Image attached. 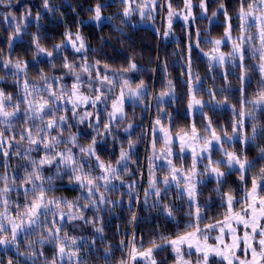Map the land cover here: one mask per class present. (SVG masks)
<instances>
[{
  "label": "snow or ice",
  "instance_id": "obj_1",
  "mask_svg": "<svg viewBox=\"0 0 264 264\" xmlns=\"http://www.w3.org/2000/svg\"><path fill=\"white\" fill-rule=\"evenodd\" d=\"M183 10L178 11L173 7L172 0H120L123 5L122 21L126 23L133 15H139L142 20H152L153 12L158 9L167 10V30L162 35L167 38L171 32L173 19L181 18L185 24L194 20L192 9L194 7L192 0H182ZM12 5V0H0V6L8 8ZM43 7L47 11H53L51 0H43ZM104 4L97 3L94 8L89 9L92 13L91 19L97 23L105 19L102 16ZM199 8L202 16L207 17L209 11L208 0H200ZM218 14L225 18L226 27L219 38H214L210 34L204 43L209 45L208 51L200 47V34L195 47L200 49L205 57L212 64L221 68L225 64L231 66L239 72L237 79L240 83L239 110L236 105H231L233 112V121L231 124V133L227 129L221 128L218 134L212 121L204 112L206 105L216 107L229 104V98L224 96L222 100H216V92L209 89L210 99L204 101L198 99L196 92L201 82L198 74H193L191 45L188 47L187 56V87L188 103L187 109L190 113L199 110L201 117L206 120L201 135L193 122L186 129H180L173 134L171 126L166 127L162 122L161 115L157 116L151 129V149L152 155L147 159L148 168V188L144 191V203H148V198L154 201L151 207H159L164 215L175 220V207L164 203L172 194L173 185H175V196L179 199H186L189 211L186 215L189 217L185 230L177 233L175 238L161 235L160 243L155 239L149 241L148 246L143 244V237L139 238V245L135 233L130 241L121 240L120 251L122 256L117 264H158L154 253L168 246L175 253V264H209L210 258H219L220 264H264V166H260L258 171L251 176V188L246 186L248 174L253 168H257V163L250 160L243 152L237 153L235 150H229L225 145L231 147L235 141L242 145L255 144L258 147L261 160H264V124H261L257 112L264 110V0H239L237 18L239 23V35L233 37V28L231 17L223 2L219 0L216 10L211 12L208 17L211 21ZM3 15V14H0ZM31 17V11H27L19 20L14 15H3V19L10 25L14 22L13 33L8 36L7 45L11 50L14 42L22 38V33L26 32L27 21ZM35 21L41 19V14L37 13ZM110 19V18H109ZM159 32V30H157ZM65 39L56 44L53 50L49 51L40 43L39 35L31 36V43L36 49V55L44 54L47 57H53L54 52L63 53L66 46L70 45L74 53L81 54V63L69 62L68 57H63L62 67L67 70V74L74 77L71 88L62 87L56 89L54 85L61 84L63 77H49L43 71L40 73L42 83H30L28 79L22 82V92L13 100V95L0 89V124L7 125V132H12L13 122H22L19 133L7 135L6 131H0V154L7 159L10 157V150L14 145L27 141L29 147L23 152L17 150L15 155L28 160L29 167L25 168L23 176H14L11 180V186L8 183L9 177L5 173L0 180L4 181V187L0 188V203L4 205L5 211L0 212V247H20V236L24 234L26 238L39 235L38 240L27 239V247L31 250L27 256L36 264V257L44 256L43 245L53 243L56 246V253L51 260L45 258L44 264H63L65 260L68 264H81L80 252L81 246L78 244V237L69 236L64 230L65 220L71 222L82 220L85 223H91L95 231L99 234L104 232L103 227H97L100 218L94 215L91 220L84 215V209L91 207L95 213H99L101 205H111L113 207L122 203L121 200H111L101 191H117V185L113 181L121 180V172L128 173V162L132 160L131 150L135 148V141L128 139L127 150L121 147L119 159L115 161V166L111 161L105 162L97 152V137H107L113 135V129L118 124L127 119L125 112V103L131 100L133 105L137 103L145 104V97L149 95L147 85L143 79L138 83L131 80L125 73L138 71V65L129 60L126 68L118 72L112 71L109 65L100 68V60L94 63H88L87 52L89 49L85 45L83 37L79 31L73 34L66 31ZM229 46L230 51L225 53L221 51V46ZM250 53V59L256 61L255 64L246 62V57ZM55 67V64L52 65ZM0 68L12 70L11 75L17 77V83H20L19 74L27 75L28 64L26 61L11 57H0ZM254 72L259 73L258 90L251 98L246 95V84L251 80ZM235 73H224V80L227 85L228 75ZM4 77H0L3 80ZM98 85V86H97ZM87 87L89 93L81 91ZM119 88L118 94L114 90ZM228 88H221L220 92L227 91ZM166 97L175 99V88L172 81H167V86L154 97L157 105H163ZM70 105V107H69ZM99 105H104V115L107 121L101 119L102 113L98 110ZM150 105L145 104V108ZM93 111H88V108ZM11 108V110H9ZM81 108L85 110L80 111ZM71 113V118H78V123L83 124L86 120L88 127L96 135L90 137V143L82 146L78 143L76 134L70 135L67 139L63 133L67 131ZM158 112L163 114L169 121L170 113L165 112L163 107H159ZM64 113V114H60ZM246 118L251 121L250 133L245 131ZM133 124L129 122L124 128L125 132H130ZM54 133V134H53ZM157 133L160 135L158 136ZM19 135V140L16 136ZM179 144V151L184 153L186 150L191 154V165L188 168L177 167L173 162L175 153L173 145ZM160 150L157 152V145ZM76 149L77 151H74ZM43 152L44 154L37 158L31 157L32 152ZM214 155H219L220 159H214ZM183 158L181 157V161ZM162 161L163 165L158 166L155 162ZM206 161V163H205ZM164 173L162 177L157 176V168ZM30 168V170H29ZM46 168H54V174L45 175ZM232 171L239 174V180L244 183V196L242 199L233 194V191H223L226 183V177ZM98 172V174H94ZM67 177L69 183L76 184L81 190V197L76 201H69L64 198H57L49 194L54 192V180H62ZM212 177L216 183L215 192L220 198L221 207L224 208L222 219H216L211 223H204L208 217L203 214L205 209L199 202L202 196L200 185L204 178ZM135 189V183L128 185L129 211L131 222L135 223L138 217L132 211V192ZM24 197L23 204H16V212L10 215L8 212L9 200L8 193L17 191ZM79 199L85 203L80 204ZM137 202L139 197L136 198ZM245 205L239 211L236 205ZM68 209L64 212L63 209ZM77 209L76 213L72 209ZM204 224L201 228L200 225ZM242 226V228H241ZM239 229V231H238ZM215 231L218 234L212 237L214 243H208L211 233ZM64 233L61 236V233ZM242 232V234H241ZM46 233V234H44ZM230 238V242L226 241ZM39 244L40 248H34L33 245ZM96 241L91 242L89 251H95L102 255L104 264H112V256L115 255L112 247L106 246L102 252L95 247ZM194 249L196 260L192 261L193 252L185 253L184 248ZM240 253L239 255L237 253ZM18 255L25 253L18 252ZM189 257L186 259L185 257ZM243 257V258H241ZM0 264H13L11 258L7 261L0 259Z\"/></svg>",
  "mask_w": 264,
  "mask_h": 264
},
{
  "label": "trees",
  "instance_id": "obj_2",
  "mask_svg": "<svg viewBox=\"0 0 264 264\" xmlns=\"http://www.w3.org/2000/svg\"><path fill=\"white\" fill-rule=\"evenodd\" d=\"M179 0H172V3L177 4ZM228 14L231 17V24L233 33H239V23L237 12L239 8V0H223ZM104 4L102 16L105 18L97 23L92 20V13L89 9L94 8L97 4ZM163 3V0H160ZM209 11L216 10L219 5V0H208ZM53 11H47L43 7V0H12V5L8 8L0 6V14L14 15L19 20L27 11H31V17L28 18V27L26 32L22 33V38L17 39L12 49L10 50L7 45L8 36L13 33L14 22L12 25L6 23L3 15H0V57H11L13 61L21 59L28 64L27 75L24 73L19 74L20 83L18 84L17 77L11 75L12 70H5L0 68V89H4L6 93L13 95V100L22 92V82L28 79L30 83H42L40 81V73L43 71L49 77H63L61 84L54 85L58 90L62 87L71 88L74 82V77L67 74V70L62 67L63 57L67 56L69 62L81 63V54L74 53L71 47L66 46V51L63 53L54 52L53 57H47L44 54L36 55V49L31 43L32 35H39L41 37L40 43L49 51L53 50L56 44L61 43L65 39V32H77L85 41L86 47L89 49L87 52L88 63L92 64L96 60H100V68L103 71L105 64L109 65L112 71L118 72L122 68L128 66L129 60H133L138 65V71L125 73L135 83L143 79L147 85V92L149 95L145 97V104L150 105L145 108V104L137 103L133 105L131 100L125 103V112L127 119L118 124L113 129V135L107 137H97L98 144L97 152L101 159L105 162L111 161L115 166V161L119 159L120 150L123 146L124 149L128 148V139L131 137L136 143L135 148L131 150L132 160L128 162V173L121 172V180L113 181L117 185L118 190L106 192L102 188L101 191L104 195L111 200H121L122 203L116 207L111 205H101L100 212L95 213L89 207L84 209V215L87 219L91 220L94 215L99 216L100 223L97 227H103L102 234L97 233L91 223H85L82 220L64 222L63 228L69 236L78 237V244L81 246L80 260L81 264H104V259L101 254L95 251H89L91 242L96 241L95 247L100 249L101 252L104 247L111 246L115 252L112 256V264H117L122 256L120 251L121 240L130 241L133 233L137 237L139 245V238L143 237V244L148 246L149 241L155 239L160 243L159 237L161 235L175 238L177 233H182L185 230V225L188 223L189 217L186 213L189 211L188 202L186 199H179L175 196V189H172V194L164 203L174 205L175 220L163 214L159 207H151L154 202L152 198H148V203H144V191L147 186V165L148 155L150 152V138L152 122L158 115H162V122L169 123L172 132L176 133L180 129H186L193 122H195L197 129L203 133L206 120L201 117L200 111L193 112L189 115L187 112V103L189 99L187 87V56L188 47L191 45V59L193 74H198L200 77V84L197 87L199 90L196 96L200 98L206 97L210 99L208 90L211 89L216 92V100H222L224 96L229 98V104L216 107L213 105H206L204 112L207 113L208 118L211 119L213 126L217 129L219 134L221 128H225L231 133V124L233 121V112L231 105H236L239 110L240 96V83L237 79L239 72L234 69L231 64H225L223 68L218 65L211 66L207 64L206 60L200 54V49L195 47L197 42V31L200 34V47L204 50L210 48L209 45L204 43V39L210 34L212 37H220L226 27V22L222 14H218V21L209 23L208 16H199V8L194 5L195 19L189 25L182 24L179 20L173 25L174 35L170 38H165L162 33L164 29V21L162 18V10L158 9L156 15L153 16L152 21L154 25L145 24L138 15L131 16L126 23H121L123 17L121 15L123 5L120 0H51ZM165 12V9H164ZM37 13L41 14V19L35 21ZM110 18V19H109ZM159 30V32L157 31ZM225 48V47H224ZM246 62L255 64L256 61L250 59V53L246 57ZM55 64V67L52 65ZM229 74L227 85L224 80V73ZM171 80L175 88V99L166 97L163 105H157L154 97L159 95V92L164 90L167 86V81ZM259 73L254 72L251 80L246 84V95L251 98L258 90ZM228 88L227 91L221 93V88ZM70 107V105H69ZM159 107H163L165 112L170 113L171 120L169 121L163 114L158 112ZM11 110V108H9ZM88 111H93L90 107ZM98 110L102 113L101 119L107 121L104 115V107L98 106ZM80 111H84L81 108ZM62 114V113H60ZM70 117L69 124L72 125L67 131L63 133L65 139L70 135L76 134L78 136V143L82 146H87L90 143V137L96 133L88 127V121L83 124L78 123V118L72 119L71 113H67ZM257 117L261 124H264V110L257 112ZM131 122L133 129L130 132H125L124 128ZM22 122H13L12 132H7V125L0 124V131H6L7 135L19 133L21 127H24ZM251 121L246 118L245 131L250 133ZM54 134V133H53ZM19 140V135L16 136ZM264 144V141L260 142ZM157 146H160L159 144ZM29 147L27 141H23L14 145L10 150L11 155L7 159L5 165V158L0 154V177L7 173L11 186V180L14 176H23L25 168L29 167L28 160L22 159L20 156L15 155L17 150L23 152ZM237 153L243 152L250 160L257 163V168H253L252 172L248 174L246 186L249 189L251 186V176L258 171L260 166H264V160H261L258 147L255 144L242 145L239 141H235L231 146ZM77 151L76 149H73ZM44 153L32 152L31 157L39 158ZM189 157L186 156L188 161ZM30 170V168H29ZM54 168H46L45 175L54 174ZM98 174V172L94 173ZM239 174L232 171L226 177V183L223 191L231 189L233 194L238 198L244 194V183L239 180ZM135 183V189L132 192V211L136 213L138 220L131 222V212L129 211L130 197L122 195L127 193L128 185ZM4 187V181L0 180V188ZM55 191L50 193V196L57 198H64L69 201H76L81 197L82 190L74 183H69L65 176L62 180H54ZM216 183L214 179H209L200 185L202 196L199 197L201 206L205 209L203 212L208 219L204 223H211L216 219H222L224 208L221 207L220 198L215 192ZM17 191L8 193L7 199L9 200L8 212L14 215L16 212V204H23L24 197ZM137 197L139 201L137 202ZM2 199V198H0ZM80 204L85 203L83 199H79ZM243 205L237 204L236 210ZM5 208L0 203V212H4ZM64 212L68 209L64 208ZM77 209H72L76 213ZM201 228L204 227L202 223ZM46 234V233H44ZM63 232L61 236H63ZM20 247H0V259L7 261L11 258L13 264H32V260L28 258L27 254L31 251L27 247V239L38 240L39 235L26 238L24 234L20 236ZM34 248L39 249L40 245H33ZM44 256L36 257V264H44L45 258L51 260L56 253V246L53 243L43 245ZM18 252L25 253V255H18ZM155 259L158 264H171L173 255L170 247L165 246L162 250H157L154 253ZM58 264L60 262L58 261ZM63 264H68L65 260ZM72 264H75L73 260Z\"/></svg>",
  "mask_w": 264,
  "mask_h": 264
},
{
  "label": "rangeland",
  "instance_id": "obj_3",
  "mask_svg": "<svg viewBox=\"0 0 264 264\" xmlns=\"http://www.w3.org/2000/svg\"><path fill=\"white\" fill-rule=\"evenodd\" d=\"M136 2H142V0H136ZM199 2H200V0H192V3H193V5H197L198 6V8H199ZM173 7L175 8V9H177L178 11H182L183 10V2H182V0H179V2H177V4H175V3H173ZM162 10V12H161V14H162V18H163V21H164V29H163V32L165 31V30H167V10L165 9V12H164V9H161ZM157 12V11H156ZM156 12H153L152 13V15L154 16V15H156ZM192 12H193V16H195V14H194V8L192 9ZM197 15H199V16H202V14H201V9L199 8V11H198V14ZM139 16V15H138ZM208 16V15H207ZM211 15H209L208 17H210ZM223 19H224V21H225V18H224V16H223ZM180 21L182 24H184V25H189V23H191V22H193L194 20H190L189 22H188V24H185V22L181 19V18H179V17H177V18H174L173 19V24H172V29H171V32H170V34H169V36L167 37V38H170L171 36H173L174 35V32H173V25H174V23L176 22V21ZM219 19L216 17V18H214V19H212L211 21L209 20V18H208V21H209V23H212V21H218ZM142 22H144L145 24H149V25H154V22L152 21V20H147V19H144ZM76 32H73V34H75ZM232 34H233V37H236V36H238L239 35V33H233L232 32ZM214 38H219V37H214ZM67 46H69V47H71L70 45H67ZM225 47V48H224ZM209 50V49H208ZM208 50H204V51H208ZM221 51H224L225 53H227L228 51H230V45L229 46H221ZM200 54L203 56V58L206 60V62H207V64L208 65H210V62H209V60H208V58L207 57H205L204 55H203V53L200 51ZM215 64H212V66H214ZM98 86V85H97ZM81 91L82 92H84L85 94H88L89 93V89L87 88V87H84V88H82L81 89ZM118 92H119V88L117 87L115 90H114V94H118ZM198 99H202V100H204V101H208V99L206 98V97H204V98H200V97H197ZM104 107V105H100V107ZM85 110V109H84ZM196 111H199V110H196ZM196 111H194V112H196ZM83 112V111H82ZM187 112H188V114L189 115H192L193 114V112L192 113H190L189 111H188V109H187ZM62 114H64V113H62ZM162 116V115H161ZM157 119V117H155V119L153 120V122H152V127H153V125H154V123H155V120ZM166 127H168L169 126V123H167V124H164ZM152 127H151V129H152ZM173 134H175V133H173ZM157 135L159 136L160 134L159 133H157ZM201 135H203V133H201ZM151 136V135H150ZM150 147H151V138H150ZM225 147H228L229 148V150H233L231 147H229V145H225ZM159 150H160V146H157V152H159ZM173 151H174V153H175V156L173 157V162L176 164V166L177 167H180L181 166V163H183V167L184 168H188L190 165H191V154H190V152L189 151H185L184 153H181L180 151H179V144L178 143H176V144H174L173 145ZM152 155V149L150 148V152H149V155H148V157L149 156H151ZM186 156L187 157H189V159H188V161L186 160ZM181 157L183 158V160L181 161ZM214 159H220L221 157L219 156V155H214V157H213ZM158 166H162L163 165V162L162 161H156L155 162ZM205 163H206V161H205ZM148 168H149V161H148V165H147V170H148ZM156 172H157V176L158 177H162V175L164 174V173H162V172H160V170H159V167L157 168V170H156ZM148 178H149V176H148V173H147V177H146V179H145V181H147V186H145V189H147L148 188ZM209 179H213L212 177H206V178H204V181H203V183L204 182H206L207 180H209ZM173 188L175 189V185H173ZM251 188V186L249 187V189ZM175 191H176V189H175ZM243 196H244V194L242 195V197H240V199H242L243 198ZM187 201V200H186ZM245 205H243L242 207H244ZM241 207V208H242ZM241 208H238L237 209V211H239ZM241 228H242V226H241ZM238 231H239V229H238ZM218 233L217 232H215V231H213L212 233H211V235H210V239H209V241H208V243H214V240L212 239V237H215L216 235H217ZM241 234H242V232H241ZM226 241L227 242H230V238H227L226 237ZM171 249V248H170ZM183 251L185 252V253H187V252H189V251H191V252H193V255L190 257L191 258V260L192 261H195L196 260V255L194 254V249H191V250H189V249H187L186 247L183 249ZM171 252H172V255H173V260L174 261H172V263L171 264H175V253H173V251H172V249H171ZM238 255L240 254L239 252L237 253ZM186 259H188L189 257H185ZM241 258H243V257H241ZM209 264H220V261H219V258H215V257H212V258H210V262H209Z\"/></svg>",
  "mask_w": 264,
  "mask_h": 264
}]
</instances>
